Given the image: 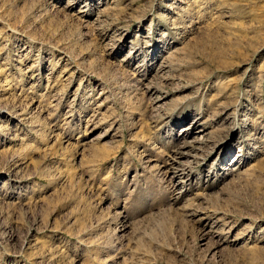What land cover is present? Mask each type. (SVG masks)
<instances>
[{
  "label": "rangeland",
  "instance_id": "rangeland-1",
  "mask_svg": "<svg viewBox=\"0 0 264 264\" xmlns=\"http://www.w3.org/2000/svg\"><path fill=\"white\" fill-rule=\"evenodd\" d=\"M0 264H264V0H0Z\"/></svg>",
  "mask_w": 264,
  "mask_h": 264
}]
</instances>
